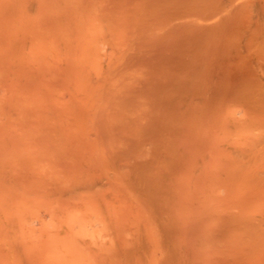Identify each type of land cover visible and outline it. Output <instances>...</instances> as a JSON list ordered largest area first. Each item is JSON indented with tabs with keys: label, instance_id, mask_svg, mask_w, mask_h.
Returning <instances> with one entry per match:
<instances>
[{
	"label": "bare ground",
	"instance_id": "1",
	"mask_svg": "<svg viewBox=\"0 0 264 264\" xmlns=\"http://www.w3.org/2000/svg\"><path fill=\"white\" fill-rule=\"evenodd\" d=\"M0 264H264V0H0Z\"/></svg>",
	"mask_w": 264,
	"mask_h": 264
}]
</instances>
